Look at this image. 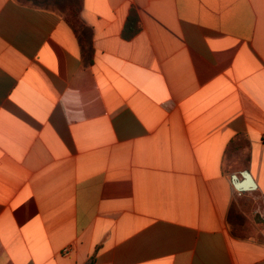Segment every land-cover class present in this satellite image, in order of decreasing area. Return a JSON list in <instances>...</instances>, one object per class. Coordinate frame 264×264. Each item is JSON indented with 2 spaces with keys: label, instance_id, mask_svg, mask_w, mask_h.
I'll return each instance as SVG.
<instances>
[{
  "label": "crops",
  "instance_id": "1",
  "mask_svg": "<svg viewBox=\"0 0 264 264\" xmlns=\"http://www.w3.org/2000/svg\"><path fill=\"white\" fill-rule=\"evenodd\" d=\"M257 192L264 0H0V264H264Z\"/></svg>",
  "mask_w": 264,
  "mask_h": 264
},
{
  "label": "rangeland",
  "instance_id": "2",
  "mask_svg": "<svg viewBox=\"0 0 264 264\" xmlns=\"http://www.w3.org/2000/svg\"><path fill=\"white\" fill-rule=\"evenodd\" d=\"M237 203L242 206V209L246 215L250 216L251 211H260L261 215L264 216V195L260 193H254L248 197L238 198ZM256 216H260L259 213ZM260 222L264 224V218H259Z\"/></svg>",
  "mask_w": 264,
  "mask_h": 264
},
{
  "label": "water",
  "instance_id": "3",
  "mask_svg": "<svg viewBox=\"0 0 264 264\" xmlns=\"http://www.w3.org/2000/svg\"><path fill=\"white\" fill-rule=\"evenodd\" d=\"M242 177V181H238L235 175L232 177V184L237 192L255 190L257 188L256 183L254 182L248 171L242 172Z\"/></svg>",
  "mask_w": 264,
  "mask_h": 264
},
{
  "label": "trees",
  "instance_id": "4",
  "mask_svg": "<svg viewBox=\"0 0 264 264\" xmlns=\"http://www.w3.org/2000/svg\"><path fill=\"white\" fill-rule=\"evenodd\" d=\"M40 2V1H38ZM140 29L139 17L135 14H131L126 22L124 27L123 36L126 39L132 38L134 35L138 33Z\"/></svg>",
  "mask_w": 264,
  "mask_h": 264
},
{
  "label": "built area",
  "instance_id": "5",
  "mask_svg": "<svg viewBox=\"0 0 264 264\" xmlns=\"http://www.w3.org/2000/svg\"><path fill=\"white\" fill-rule=\"evenodd\" d=\"M67 251H68V249H67V248H65V249L63 250L64 254H66V253H67Z\"/></svg>",
  "mask_w": 264,
  "mask_h": 264
}]
</instances>
